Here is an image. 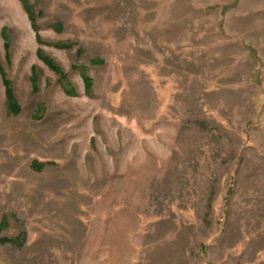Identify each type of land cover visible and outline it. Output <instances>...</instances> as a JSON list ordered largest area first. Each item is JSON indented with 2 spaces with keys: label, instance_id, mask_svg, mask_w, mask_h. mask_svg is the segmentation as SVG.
<instances>
[{
  "label": "rangeland",
  "instance_id": "rangeland-1",
  "mask_svg": "<svg viewBox=\"0 0 264 264\" xmlns=\"http://www.w3.org/2000/svg\"><path fill=\"white\" fill-rule=\"evenodd\" d=\"M28 1L41 45L0 0V264H264V0Z\"/></svg>",
  "mask_w": 264,
  "mask_h": 264
},
{
  "label": "trees",
  "instance_id": "trees-1",
  "mask_svg": "<svg viewBox=\"0 0 264 264\" xmlns=\"http://www.w3.org/2000/svg\"><path fill=\"white\" fill-rule=\"evenodd\" d=\"M22 3H23V6L28 14V17H29V20L32 24V27L33 29L37 32V35H36V38H37V41L38 43L41 45L43 44V41H42V38L41 36L39 35V29H38V26H37V17L34 13V10L31 6V4L29 3L28 0H21ZM5 32V31H4ZM38 56L41 60H43L52 70H54L55 72L57 73H60V69L58 67H56V65L54 64V62L45 57L42 53L41 50L38 51ZM102 62H99V61H94L92 64L93 65H96V64H100ZM0 70H1V67H0ZM82 75L84 77V81H85V86H86V91L87 93H89L91 91V88H92V81L86 76L85 72L82 71ZM37 72H36V69L34 68L33 69V74H32V82L34 83V86L36 87V83H37ZM6 87H7V97H8V102H9V107H10V110L12 112H14L15 114L19 113L20 112V107L19 105L17 104V102L15 101V98H14V95H13V92L12 90L10 89V86H9V83L6 81ZM34 87V88H35ZM67 89V88H66ZM42 169V168H41Z\"/></svg>",
  "mask_w": 264,
  "mask_h": 264
}]
</instances>
